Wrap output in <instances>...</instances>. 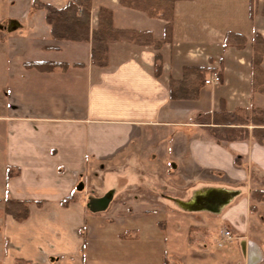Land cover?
I'll use <instances>...</instances> for the list:
<instances>
[{
    "label": "crops",
    "instance_id": "obj_1",
    "mask_svg": "<svg viewBox=\"0 0 264 264\" xmlns=\"http://www.w3.org/2000/svg\"><path fill=\"white\" fill-rule=\"evenodd\" d=\"M38 1L69 0H0V264H264V201L251 196L264 190V145L218 142L195 119L202 99L217 100L203 112L221 99L256 106L253 72L237 73L248 90L231 83L225 36L252 42L264 16L249 1L237 14L230 0H178L157 75L156 48L130 41L110 45L108 66L93 64L91 42L54 37ZM101 6L116 27L163 37L165 20L120 0H92V28ZM34 61L66 67L25 65ZM186 65L217 69L222 82L173 100ZM4 197L30 200L29 216L8 214Z\"/></svg>",
    "mask_w": 264,
    "mask_h": 264
},
{
    "label": "trees",
    "instance_id": "obj_2",
    "mask_svg": "<svg viewBox=\"0 0 264 264\" xmlns=\"http://www.w3.org/2000/svg\"><path fill=\"white\" fill-rule=\"evenodd\" d=\"M178 0H120L126 7L142 10L150 16L166 20L164 34L157 39L150 30H137L133 28H119L114 25L113 10L101 6L98 11V25L91 27L92 0H69L59 7L51 3L37 2V6L45 9L46 20L51 27L54 37L59 39L90 41L92 44V63L105 67L110 63V45L117 41H130L139 45H152L156 48L155 71L157 75L162 72L161 48L166 42L172 40L173 19L175 4ZM250 14H253L250 8ZM246 41L242 33L228 31L225 44L233 42L241 44ZM243 45V44H242ZM253 58V87L255 91L264 94V37L258 33L254 44ZM42 70H54L64 63L54 61H34L25 64ZM219 72L217 69L198 65L183 67L180 79L171 78L170 98L173 100H197L205 85L208 72ZM196 121L205 125L209 134L218 142L253 139L264 145V107L254 106L251 111L246 108L229 110L224 99L220 101V108L214 111L200 113ZM13 168H8L7 179L13 175ZM252 199L264 201V190H254ZM72 195L63 200L67 202ZM30 200L6 198L5 211L17 220H25L30 214Z\"/></svg>",
    "mask_w": 264,
    "mask_h": 264
},
{
    "label": "rangeland",
    "instance_id": "obj_3",
    "mask_svg": "<svg viewBox=\"0 0 264 264\" xmlns=\"http://www.w3.org/2000/svg\"><path fill=\"white\" fill-rule=\"evenodd\" d=\"M218 1L220 2V0H218ZM245 1L246 2L249 1V3L248 2L247 3L249 4V7L252 8L253 13L262 14L264 16V0H230V4H231L230 6L231 7L234 6L233 7L234 11L236 12V9H237V12H238L237 14H241L239 12H240L241 8H243V4ZM214 3L217 4L216 1ZM233 9H232V14L234 15ZM229 10H230V8L228 6H226V12H228ZM154 18H159V17H154ZM262 36L264 37V35H262ZM255 39H256V37H254L253 41L251 42L246 37V41L244 43L236 44L235 42H233L230 45L231 49L229 51V55L227 58V63L229 66V76L232 78L231 83L242 86L243 88H245V90H248V88H249L248 84H241L240 85L238 83L237 75L242 74V76H244V77H246V76L249 77V75L252 74V72H253V58H254V53H255V50H254ZM239 59H241L242 62H240ZM249 62L251 63V65L249 64ZM211 74H212L211 72H208L206 74V76H207L206 78H209ZM221 82H222V80L218 83H213V84H206V82H205V85H208V86H205V87L203 86L204 87L203 93H205L208 90L215 89L217 87V85H219ZM252 91H253V93L256 92V94H255L256 97L254 98L255 102L253 101V99H251L250 101H247V103L250 102V104H251V102L252 103L254 102L255 105H260V104L264 105V94L260 93L258 91H255L254 87H253ZM199 100H200V98H199ZM216 101L210 102L208 100L202 99L201 101H198L196 105L198 106V108L200 110H202V113H205V112H203V110H205L206 108H210V107L214 106ZM238 101H240V99L235 98L233 100L234 104ZM155 190H157L158 192H161V191H159L160 190L159 187H156ZM5 198L6 197L3 198V201L6 200Z\"/></svg>",
    "mask_w": 264,
    "mask_h": 264
},
{
    "label": "built area",
    "instance_id": "obj_4",
    "mask_svg": "<svg viewBox=\"0 0 264 264\" xmlns=\"http://www.w3.org/2000/svg\"><path fill=\"white\" fill-rule=\"evenodd\" d=\"M221 81V75L219 72H213L209 78L205 79L206 84H213V83H218ZM224 236L225 238L231 239L232 238V232L227 229L224 231Z\"/></svg>",
    "mask_w": 264,
    "mask_h": 264
}]
</instances>
